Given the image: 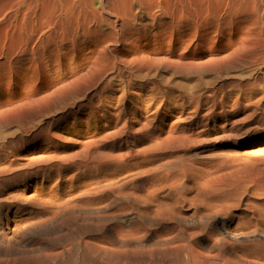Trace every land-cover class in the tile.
Returning a JSON list of instances; mask_svg holds the SVG:
<instances>
[{
	"label": "bare ground",
	"instance_id": "bare-ground-1",
	"mask_svg": "<svg viewBox=\"0 0 264 264\" xmlns=\"http://www.w3.org/2000/svg\"><path fill=\"white\" fill-rule=\"evenodd\" d=\"M145 80L198 91L197 108H136L145 145L99 150L126 126L104 107L76 154L55 148L51 126L135 104ZM257 81L241 109L264 102V0H0V264H264V181L199 175L185 151L230 113L219 94ZM41 138L55 149L33 154Z\"/></svg>",
	"mask_w": 264,
	"mask_h": 264
},
{
	"label": "rangeland",
	"instance_id": "rangeland-1",
	"mask_svg": "<svg viewBox=\"0 0 264 264\" xmlns=\"http://www.w3.org/2000/svg\"><path fill=\"white\" fill-rule=\"evenodd\" d=\"M254 88L256 91H253L255 92L253 95L259 97L262 90L259 81L242 89L235 85L227 88L225 94L218 96H221L223 103L229 107L230 113L211 117L207 122L195 127L194 131L189 134L192 138V146H187L185 151H194L198 155L191 158L190 161L196 167L199 175L215 177V180L256 179L264 181V102L256 112L250 108L241 109L237 105L239 100L244 102V93L248 94ZM129 89L142 95V98L135 104L121 101L117 103V101L111 100L101 103L95 100L91 104L94 113L90 114V108L82 107L78 115L71 116L69 120L66 119V121L72 122V127L67 126L65 121L59 126L49 127L58 136L55 148L62 154H76L81 148L79 142L84 137L90 138L85 132L93 134L96 127L100 128L96 121H100L105 108L115 107L120 110V119L126 126L122 127L121 124L119 126L121 130L111 126H107L105 130H99L93 138L94 145L99 150H119L145 145L142 132H136V129L140 127L134 118L136 108L142 115H149L158 109L175 115L182 107L191 110L197 108V104L192 103L188 99V95H197L199 92L191 91L179 84L157 85L153 83V80L134 81ZM213 90L212 87L201 90L202 93H205L201 97V106L205 107L213 103L211 96ZM120 92L121 86L117 81H114L105 94H119ZM162 96H166L164 100L160 99ZM181 97L188 100L181 99ZM158 127L160 125L157 123L155 129ZM40 141L38 140L32 145L33 154H41L46 149H55L44 145L42 138ZM209 168L212 169L211 172H207Z\"/></svg>",
	"mask_w": 264,
	"mask_h": 264
}]
</instances>
